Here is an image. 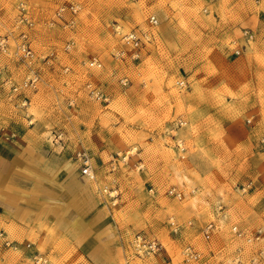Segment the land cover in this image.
I'll return each instance as SVG.
<instances>
[{
  "label": "rangeland",
  "instance_id": "rangeland-1",
  "mask_svg": "<svg viewBox=\"0 0 264 264\" xmlns=\"http://www.w3.org/2000/svg\"><path fill=\"white\" fill-rule=\"evenodd\" d=\"M21 1L32 25L17 26ZM78 1V11L57 15L67 0H0V38L8 45L0 50V83L14 114L39 123L49 142L72 158L87 149L94 175V158L109 153L113 174L101 189L133 219L121 246L125 257L105 264H235L238 254L243 264L254 256L264 264V236L248 244L231 230L264 224V41L254 35L239 55L233 52L243 42L238 24L264 0ZM129 29L142 35L137 60L118 33ZM22 31L38 55L32 66L14 54ZM119 49L124 57L115 55ZM92 57L101 68L85 64ZM31 70L36 84L13 91L10 84ZM181 77L186 88L176 84ZM88 83L107 99L92 97ZM171 186L184 196L170 195ZM172 219L181 226L177 233ZM136 234L158 239L163 249L136 254ZM25 243L10 249L0 239V264H31L35 251ZM187 245L198 259L184 257Z\"/></svg>",
  "mask_w": 264,
  "mask_h": 264
},
{
  "label": "crops",
  "instance_id": "crops-1",
  "mask_svg": "<svg viewBox=\"0 0 264 264\" xmlns=\"http://www.w3.org/2000/svg\"><path fill=\"white\" fill-rule=\"evenodd\" d=\"M253 15L238 24L237 32L246 27L262 43L264 1ZM6 86L0 83V228L55 263L70 264L77 257V264L121 261L133 216L121 213V202L115 205L101 189L113 174L107 170L109 153L93 157V178L82 174L79 163L49 142L39 123L14 114Z\"/></svg>",
  "mask_w": 264,
  "mask_h": 264
},
{
  "label": "built area",
  "instance_id": "built-area-1",
  "mask_svg": "<svg viewBox=\"0 0 264 264\" xmlns=\"http://www.w3.org/2000/svg\"><path fill=\"white\" fill-rule=\"evenodd\" d=\"M65 8H68L72 12H76L81 8V4L78 0H67L65 5H62L57 9V15H60ZM18 9H19V18L17 21V26L19 25V23L22 22H24L27 25H32V21L27 16L26 4L22 1L19 2ZM148 20L151 24L157 23V18L155 17V15H150ZM118 33L122 42L130 46L131 51L128 54V56L132 60H137L140 56L142 35L134 29H129L122 32L118 31ZM254 35H255L254 32H252L250 29L248 28L242 29L240 33V38L243 39V42L240 44H235L233 48V52L236 55H239L241 51L244 49L246 43L253 40ZM235 41L236 40H234V43ZM7 48H8L7 40L5 38H0V50L6 51ZM14 54L17 56L18 59L22 60L28 66H32L34 62H36L38 59V55L28 44L27 33L24 31L21 32V40L17 42ZM125 54L126 52L124 49H119L115 53L117 57H124ZM48 55L51 56L52 53ZM42 59H46V56H43ZM85 64H87V66L89 67H96V68L102 67V62L96 57L90 58L88 61L85 62ZM67 69L68 68L66 67L65 70ZM3 72H4V67L0 65V74H2ZM37 80H38V74L33 70H31L30 74L20 83H11L10 79H5V83H11L10 84L11 89L13 91H17L22 88L32 87L33 85L36 84ZM125 81L126 80H122V82L126 83ZM176 84L180 88H186L187 80L184 77H181L176 80ZM87 87L92 97H96L104 100L107 99L104 92L100 88H96L95 86H92L91 83H88ZM25 103L26 100L20 101V105H25ZM179 123L183 124L184 121L180 120ZM61 137H62V133L60 132L57 133V135L55 136V138L53 137V139L55 142H57L58 140L61 139ZM176 145L180 150H184L183 142L181 139L177 140ZM74 158L79 163L81 173L85 174L89 178H93L94 168L92 165V157L87 151V149L83 147L78 148L74 152ZM167 192L170 195H173L178 198L184 196V191L175 186L169 187ZM191 192H193V190H191ZM170 225L174 233H177L181 228L180 224L173 219L170 221ZM213 227H215V222L212 221L207 225L206 232ZM231 230L236 238L241 239L242 241L248 244H254L260 241L261 237L264 236V224L259 226L253 232H250L247 229L238 226L237 224H233L231 226ZM0 239L2 240V243L7 247L18 249L21 246L19 243L14 242L13 240L7 238L2 228H0ZM24 247L26 249H29L31 247V243L30 242L25 243ZM132 247L135 253L140 256L154 255L163 249V245L158 239L147 237L141 234H136L133 237ZM183 255L186 259H198L200 257V253L197 250H194L190 245H187L183 248ZM31 261H32L31 264H52V262L45 253L38 251H35L34 253L31 254ZM250 262L252 264H256L258 262V257L257 256L252 257L250 259ZM235 264H243V259L242 257H240L239 254L236 256Z\"/></svg>",
  "mask_w": 264,
  "mask_h": 264
}]
</instances>
